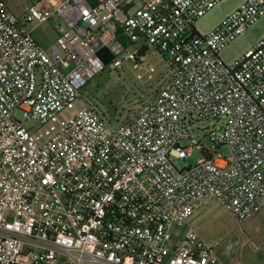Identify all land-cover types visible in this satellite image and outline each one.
I'll list each match as a JSON object with an SVG mask.
<instances>
[{"label":"built area","instance_id":"built-area-1","mask_svg":"<svg viewBox=\"0 0 264 264\" xmlns=\"http://www.w3.org/2000/svg\"><path fill=\"white\" fill-rule=\"evenodd\" d=\"M222 1L35 0L20 18L0 0V264H221L186 229L195 212L216 199L242 224L264 208V39L231 66L219 56L264 0L199 34ZM52 21L64 29L44 49L27 26ZM144 48L173 74L157 94L113 129L75 108ZM197 122L218 125L210 147Z\"/></svg>","mask_w":264,"mask_h":264},{"label":"rangeland","instance_id":"rangeland-1","mask_svg":"<svg viewBox=\"0 0 264 264\" xmlns=\"http://www.w3.org/2000/svg\"><path fill=\"white\" fill-rule=\"evenodd\" d=\"M9 9L22 18L35 0H5ZM246 0H223L195 23L201 35L210 34L227 16L234 13ZM37 24H28L35 31L37 40L45 39V33L37 30ZM43 36V37H42ZM264 39V17L220 51V58L231 66ZM134 51V49H131ZM173 74L165 58L150 49L140 61L127 62L116 70L107 68L94 78L82 91V98L75 108L89 105L104 116L110 128L121 125L137 111L139 106L157 94ZM19 118H22L19 115ZM29 123L27 126H30ZM218 125L214 122H197L192 139L201 146L210 147L207 133ZM193 130V128H192ZM230 156L228 147L220 151ZM203 157L199 147L192 150L186 160H173L182 170L194 166ZM186 229L198 234L213 248L221 264H264V208L240 224L226 207L216 199H207L190 219Z\"/></svg>","mask_w":264,"mask_h":264},{"label":"crops","instance_id":"crops-1","mask_svg":"<svg viewBox=\"0 0 264 264\" xmlns=\"http://www.w3.org/2000/svg\"><path fill=\"white\" fill-rule=\"evenodd\" d=\"M36 24H37L36 29L43 31V33H45L46 38L41 40V41L37 40L35 31L32 29H30V30L33 32L34 37H35L36 41L38 42V44L44 49H48L50 47V45L56 40L58 33L63 31V29H64L63 27L59 26V23H57L56 21H52L50 24H44V25H40L38 23H36Z\"/></svg>","mask_w":264,"mask_h":264},{"label":"trees","instance_id":"trees-1","mask_svg":"<svg viewBox=\"0 0 264 264\" xmlns=\"http://www.w3.org/2000/svg\"><path fill=\"white\" fill-rule=\"evenodd\" d=\"M149 50L147 49V48H144L142 51H141V53H140V56L141 57H145L146 55H147V52H148ZM141 59H139V61H140ZM109 61H110V58L109 57H106L105 58V62L107 63V64H109Z\"/></svg>","mask_w":264,"mask_h":264}]
</instances>
